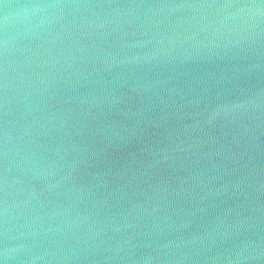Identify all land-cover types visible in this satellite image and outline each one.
Returning a JSON list of instances; mask_svg holds the SVG:
<instances>
[{"label":"water","instance_id":"95a60500","mask_svg":"<svg viewBox=\"0 0 264 264\" xmlns=\"http://www.w3.org/2000/svg\"><path fill=\"white\" fill-rule=\"evenodd\" d=\"M0 264H264V0H0Z\"/></svg>","mask_w":264,"mask_h":264}]
</instances>
